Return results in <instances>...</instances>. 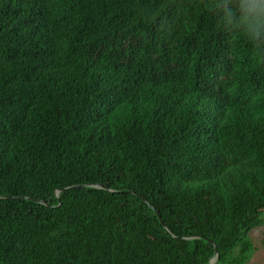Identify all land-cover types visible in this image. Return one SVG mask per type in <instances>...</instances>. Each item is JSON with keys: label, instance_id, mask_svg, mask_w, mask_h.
Returning <instances> with one entry per match:
<instances>
[{"label": "trees", "instance_id": "obj_1", "mask_svg": "<svg viewBox=\"0 0 264 264\" xmlns=\"http://www.w3.org/2000/svg\"><path fill=\"white\" fill-rule=\"evenodd\" d=\"M258 15L264 0H0V264H248Z\"/></svg>", "mask_w": 264, "mask_h": 264}, {"label": "rangeland", "instance_id": "obj_2", "mask_svg": "<svg viewBox=\"0 0 264 264\" xmlns=\"http://www.w3.org/2000/svg\"><path fill=\"white\" fill-rule=\"evenodd\" d=\"M252 240L257 246V250L254 252L252 258L248 264H264V225L254 229L250 234Z\"/></svg>", "mask_w": 264, "mask_h": 264}, {"label": "clouds", "instance_id": "obj_3", "mask_svg": "<svg viewBox=\"0 0 264 264\" xmlns=\"http://www.w3.org/2000/svg\"><path fill=\"white\" fill-rule=\"evenodd\" d=\"M243 22L246 24L249 23L247 18H244ZM252 23L255 27L249 39L254 42L258 37L264 36V15H258Z\"/></svg>", "mask_w": 264, "mask_h": 264}, {"label": "water", "instance_id": "obj_4", "mask_svg": "<svg viewBox=\"0 0 264 264\" xmlns=\"http://www.w3.org/2000/svg\"><path fill=\"white\" fill-rule=\"evenodd\" d=\"M79 185H73V186H67V187H62V188H57L56 190H55V195L58 197V195H59V193L61 192V191H64V190H67V189H70V188H72V187H78ZM96 187H99V188H104L102 185H95ZM130 193H132V192H130ZM139 196V198L140 199H142L144 202H146L150 207H152L151 206V204L150 203H148L147 202V200L143 197V196H141V195H138ZM38 202H40V203H43V204H46V202L45 201H43V200H37ZM153 208V207H152ZM157 216L159 217V214H157ZM164 227H165V225H164ZM217 251H214V254H213V256H212V258L210 259V262H209V264H213L215 261H216V259H217Z\"/></svg>", "mask_w": 264, "mask_h": 264}]
</instances>
